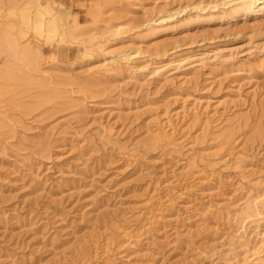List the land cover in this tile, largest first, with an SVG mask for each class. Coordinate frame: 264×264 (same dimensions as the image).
<instances>
[{"label":"rangeland","instance_id":"1","mask_svg":"<svg viewBox=\"0 0 264 264\" xmlns=\"http://www.w3.org/2000/svg\"><path fill=\"white\" fill-rule=\"evenodd\" d=\"M27 2L0 0V264H264V0H40L64 43Z\"/></svg>","mask_w":264,"mask_h":264},{"label":"bare ground","instance_id":"2","mask_svg":"<svg viewBox=\"0 0 264 264\" xmlns=\"http://www.w3.org/2000/svg\"><path fill=\"white\" fill-rule=\"evenodd\" d=\"M226 2L243 5L246 2V0H226ZM4 13H7L5 15L7 17L16 16L18 18V21H19L18 22L19 26H17L18 28H21L22 30H26V31L27 30L33 31L39 37H43V38L45 37L48 40L51 38H57V40L60 43H64L74 37L72 34L73 30L71 27V25L74 24L73 18L70 20L72 16L68 12L55 11L54 7L48 2H46L45 4H41L40 0H29V2H27L20 9H15L14 7H11L8 10V12H4ZM157 14L160 15L161 14L160 11L157 12ZM160 20H161L160 22H164L167 19L160 18ZM153 21H154L153 19L149 20L151 24L153 23ZM150 23H148L147 26ZM93 37L91 38V40L94 39ZM3 41H4V44H6L10 50H13L14 48L13 42L10 40L9 36L3 37ZM85 41L86 40L84 39L81 42L84 43ZM160 41L162 40H158L156 42L159 43ZM153 51L160 52L161 48L155 47ZM127 53H128L127 51H124V52L121 51V53L118 54L119 56L118 58L120 60L121 59L128 60V59H125V57L127 56ZM164 128H167L165 123L161 125H156V132H157L156 135L160 134Z\"/></svg>","mask_w":264,"mask_h":264}]
</instances>
